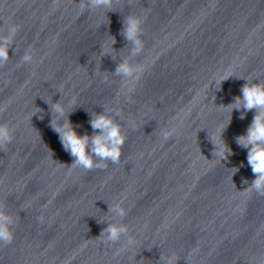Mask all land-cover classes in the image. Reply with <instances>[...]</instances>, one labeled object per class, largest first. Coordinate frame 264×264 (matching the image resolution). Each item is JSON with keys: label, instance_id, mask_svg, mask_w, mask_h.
<instances>
[{"label": "water", "instance_id": "1", "mask_svg": "<svg viewBox=\"0 0 264 264\" xmlns=\"http://www.w3.org/2000/svg\"><path fill=\"white\" fill-rule=\"evenodd\" d=\"M81 3L0 0V41L19 29L0 66V125L13 135L0 206L14 232L0 264H264V195L249 190L236 143L255 110L227 107L246 82L264 83V0ZM129 15L142 20L138 54L121 35ZM124 60L144 66L138 80L116 74ZM94 113L121 125L120 162L71 167L51 121L91 136ZM212 140L232 154L214 155ZM110 224L127 228L117 242L101 235Z\"/></svg>", "mask_w": 264, "mask_h": 264}, {"label": "clouds", "instance_id": "2", "mask_svg": "<svg viewBox=\"0 0 264 264\" xmlns=\"http://www.w3.org/2000/svg\"><path fill=\"white\" fill-rule=\"evenodd\" d=\"M55 2H58V0H55ZM112 4L113 0H87V6L91 8L103 6L112 10ZM85 7L84 0H82V10ZM123 24L121 35L124 36L126 41L134 45L133 53L138 54L142 52L144 46L141 39L142 20L137 16L129 15L124 19ZM18 30V27L10 26L8 35L0 41V66H3L8 61V45ZM113 43H115V38H112L111 44ZM104 52L107 53L105 49ZM32 58L31 52L28 51L22 59L25 63H31ZM115 71L117 75L129 78L131 81H136L143 74L145 68L141 64L133 66L128 60H124L117 65ZM241 92L242 95L237 96L233 103L227 107H230L231 110L242 109L240 119H244L248 111L255 110L254 118L246 134L236 137V143L238 146L248 150L247 163L250 165L252 173L255 176L249 190H255L260 195H264V83L246 82ZM74 102L75 100L73 99L70 101V104H74ZM51 108L58 117L65 115L66 109L61 102L51 104ZM2 110L0 109V111ZM90 123L93 135L81 136L76 132L70 121L66 120L63 124H59L57 119L51 121V126L59 133V138L64 149L70 152L74 158V163L71 167H81L85 170L106 167V164L98 163L94 157L98 158L101 162L111 161L113 164H118L122 155L121 150L126 142V136L122 131L121 125L111 116L104 113H94ZM222 133L223 129L220 134L221 140ZM163 135L167 139L169 133L165 132ZM12 140L11 129L7 125H0V149H6ZM212 143L215 146L214 155L227 159V155L232 154V150L224 143L220 145L213 140ZM110 210L118 213L120 216L126 215L125 209L120 204H116ZM126 232V226L110 224L101 235L107 241L117 242ZM13 239L14 232L11 216L4 211L3 206H0V243L10 244ZM128 243L131 245L134 241L129 239ZM177 259L176 257H171L167 264H176Z\"/></svg>", "mask_w": 264, "mask_h": 264}]
</instances>
